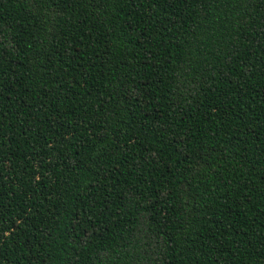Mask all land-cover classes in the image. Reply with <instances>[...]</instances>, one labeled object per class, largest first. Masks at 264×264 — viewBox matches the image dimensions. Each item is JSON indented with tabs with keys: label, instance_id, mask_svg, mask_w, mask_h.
<instances>
[{
	"label": "trees",
	"instance_id": "trees-1",
	"mask_svg": "<svg viewBox=\"0 0 264 264\" xmlns=\"http://www.w3.org/2000/svg\"><path fill=\"white\" fill-rule=\"evenodd\" d=\"M0 264H264V0H0Z\"/></svg>",
	"mask_w": 264,
	"mask_h": 264
}]
</instances>
